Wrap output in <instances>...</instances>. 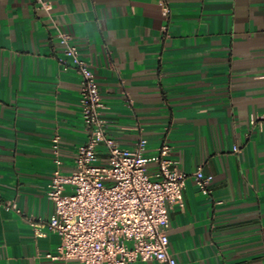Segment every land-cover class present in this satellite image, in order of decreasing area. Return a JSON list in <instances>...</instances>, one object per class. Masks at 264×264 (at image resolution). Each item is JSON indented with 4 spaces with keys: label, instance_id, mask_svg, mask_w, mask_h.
Instances as JSON below:
<instances>
[{
    "label": "crops",
    "instance_id": "0c3cea01",
    "mask_svg": "<svg viewBox=\"0 0 264 264\" xmlns=\"http://www.w3.org/2000/svg\"><path fill=\"white\" fill-rule=\"evenodd\" d=\"M46 1L49 12L0 0V264H81L47 256L60 243L46 227L51 136L65 174L87 140L59 31L90 62L108 134L124 147L145 139V156L169 144L187 174L182 202L169 206L177 264H264V124L250 123L264 114V0ZM198 167L208 194L191 175Z\"/></svg>",
    "mask_w": 264,
    "mask_h": 264
},
{
    "label": "built area",
    "instance_id": "2783aa9c",
    "mask_svg": "<svg viewBox=\"0 0 264 264\" xmlns=\"http://www.w3.org/2000/svg\"><path fill=\"white\" fill-rule=\"evenodd\" d=\"M35 1L45 11L51 10L50 2ZM161 10L167 15V5L161 4ZM57 38L62 46L58 62L70 66L80 78L87 140L77 148L74 170L65 174L60 171L59 134L54 131L51 136L55 167L46 194L54 213L46 227L59 236L60 243L58 254L47 256L75 258L81 264H128L134 260L177 264L169 251V206L182 202L187 174L170 157L169 144L162 143L157 154L145 156V139L124 147L108 134L100 89L89 60L68 32L59 31ZM256 122L264 124V114L251 117L250 123ZM99 146L106 152L104 160H99ZM150 164L156 166L153 173L148 171ZM191 175L200 192L208 194L210 177L201 167ZM5 207L22 214L14 201H7Z\"/></svg>",
    "mask_w": 264,
    "mask_h": 264
}]
</instances>
